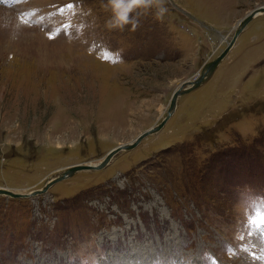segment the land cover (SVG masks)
I'll list each match as a JSON object with an SVG mask.
<instances>
[{
    "label": "rangeland",
    "instance_id": "obj_1",
    "mask_svg": "<svg viewBox=\"0 0 264 264\" xmlns=\"http://www.w3.org/2000/svg\"><path fill=\"white\" fill-rule=\"evenodd\" d=\"M106 3L0 0L65 45L40 53L30 36H0V189L20 195L0 194V264H264L262 13L158 131L34 193L158 124L264 6L164 0L162 20L137 10L132 31L106 27Z\"/></svg>",
    "mask_w": 264,
    "mask_h": 264
},
{
    "label": "water",
    "instance_id": "obj_2",
    "mask_svg": "<svg viewBox=\"0 0 264 264\" xmlns=\"http://www.w3.org/2000/svg\"><path fill=\"white\" fill-rule=\"evenodd\" d=\"M258 13L264 14V7H261L260 9H257V10H253L247 16H245L241 21H239V23L237 24V26L234 30V33H233L231 40L228 43H226L225 49L217 57H215V59H213L210 63H207L202 67L201 72L199 73L198 77L195 80L191 81L189 84L185 83L184 87L187 86L185 89H179V90H177L171 94L166 112L164 114V117L161 119V121L158 124H156V125L150 127L149 129L139 133L130 143L119 145V146L115 147L114 149L109 150L105 154L103 160L100 163H97L96 165H75V166H71V167L64 169L56 177H54L50 182H47L46 184H44V186L41 189L35 191L34 193H43L52 184L57 183V182L65 179V178L69 177L70 175H72L75 172L100 170L104 166L107 165V163L113 157V155H115L116 153H118L120 151H129L130 149H132L136 145H138V143L143 138H145L149 135H152L153 133L158 131L160 129V127L163 125V123L165 122V120L167 119L168 115L173 111L176 99L179 96H181L182 94H185L188 91L192 90L193 88L197 87L199 84H201L209 76V74L212 72V70L215 68V66L219 63V61L224 57L226 52L229 50V48L231 47L232 43L234 42L235 38L240 33L242 28ZM0 194L9 195V196H20V195H11L7 191L1 190V189H0Z\"/></svg>",
    "mask_w": 264,
    "mask_h": 264
},
{
    "label": "bare ground",
    "instance_id": "obj_3",
    "mask_svg": "<svg viewBox=\"0 0 264 264\" xmlns=\"http://www.w3.org/2000/svg\"><path fill=\"white\" fill-rule=\"evenodd\" d=\"M15 3L11 4L9 6V8L11 9V7ZM40 4H45V3L41 2ZM35 5L37 6V4H35ZM28 7H29V5H28ZM41 7H43V6H41ZM260 8L261 7H258L255 10L260 9ZM12 13L13 12H10V10L5 9L4 7L0 6V19H1V22H0V36H2V38L6 39L5 41L7 42L8 46H9V41H14L15 38L23 40L24 37L30 36L32 39H35V40L32 41L33 44L31 46L37 47L38 52H40V53H60L65 48L64 43L60 39L52 41L53 42V47H50L49 44H51V43L48 42L49 40L43 35V32H41V31H39L38 29H35V28H29V27L28 28H24L21 23H18L19 21L16 20V18H15L16 16H13ZM24 14L29 15L30 13H28V12L25 13L24 12ZM258 14H260V13H258ZM258 14H256L255 16H257ZM20 24L22 25V27L20 26ZM8 37L10 38V40H8ZM57 42L60 43V44H57ZM13 44H15V43H13ZM23 49L27 50L28 46L23 48ZM46 59H49V58H46ZM46 59L43 60L44 63L47 62ZM189 83L190 82H188L187 84H189ZM179 89H185V87H182V88L180 87ZM179 89H177V90H179ZM177 90H175V91H177ZM88 165H91V164H88Z\"/></svg>",
    "mask_w": 264,
    "mask_h": 264
},
{
    "label": "clouds",
    "instance_id": "obj_4",
    "mask_svg": "<svg viewBox=\"0 0 264 264\" xmlns=\"http://www.w3.org/2000/svg\"><path fill=\"white\" fill-rule=\"evenodd\" d=\"M163 4L164 0H107L103 7L110 12L111 17L106 22V27L123 30L125 26L131 25V30L135 31L139 22L132 18V14L137 10L153 7L156 8L155 18L160 21L167 11Z\"/></svg>",
    "mask_w": 264,
    "mask_h": 264
}]
</instances>
